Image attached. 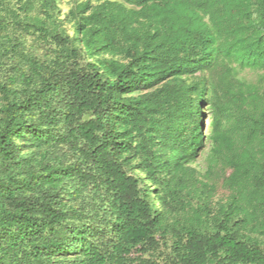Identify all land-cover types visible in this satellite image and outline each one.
I'll list each match as a JSON object with an SVG mask.
<instances>
[{"label":"trees","instance_id":"1","mask_svg":"<svg viewBox=\"0 0 264 264\" xmlns=\"http://www.w3.org/2000/svg\"><path fill=\"white\" fill-rule=\"evenodd\" d=\"M0 264H264V0H0Z\"/></svg>","mask_w":264,"mask_h":264},{"label":"rangeland","instance_id":"2","mask_svg":"<svg viewBox=\"0 0 264 264\" xmlns=\"http://www.w3.org/2000/svg\"><path fill=\"white\" fill-rule=\"evenodd\" d=\"M65 1V3H67L69 0H64ZM93 3H97V2H100V1H102V0H91Z\"/></svg>","mask_w":264,"mask_h":264}]
</instances>
